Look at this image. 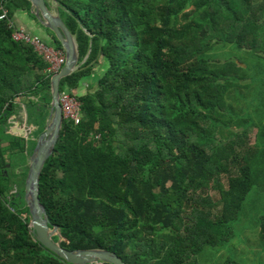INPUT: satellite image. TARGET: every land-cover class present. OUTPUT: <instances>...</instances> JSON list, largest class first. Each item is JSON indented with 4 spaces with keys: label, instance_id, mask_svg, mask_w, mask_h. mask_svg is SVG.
<instances>
[{
    "label": "trees",
    "instance_id": "1",
    "mask_svg": "<svg viewBox=\"0 0 264 264\" xmlns=\"http://www.w3.org/2000/svg\"><path fill=\"white\" fill-rule=\"evenodd\" d=\"M51 1L83 62L60 82L83 118L64 121L40 177L49 230L60 234L52 239L69 250L107 249L127 264H199L231 235L254 186L258 137L248 141L249 115L234 106L253 93L264 108V0ZM30 7L0 0V16L6 10L13 22L24 10L33 18ZM9 21L0 19V122L25 100L43 125L34 123L37 138L52 74L31 45L13 40ZM228 45L244 50L243 59L211 56ZM8 164L0 143V264H70L36 240L27 175L14 183ZM258 236L264 245V216Z\"/></svg>",
    "mask_w": 264,
    "mask_h": 264
},
{
    "label": "water",
    "instance_id": "2",
    "mask_svg": "<svg viewBox=\"0 0 264 264\" xmlns=\"http://www.w3.org/2000/svg\"><path fill=\"white\" fill-rule=\"evenodd\" d=\"M29 2L31 4L30 13L35 17L41 27L53 33L66 55L64 66L58 73L53 74L51 77V104L46 127L36 138L35 147L28 160V172L24 184V201L31 217V231L35 235L36 240L46 249L70 264H127L117 254L107 249L69 250L62 247L60 240L55 242L52 239L53 234L57 233L58 228L55 227L53 232L49 230V217L39 197L40 177L46 162L55 152L64 123L60 104V82L63 78L77 71L83 62L79 58L76 39L59 14H54L51 11L46 0H29ZM11 111L12 108L10 106L9 112ZM11 117L14 118L13 120L19 121L21 119L25 122L24 129L17 124V126L13 127L12 133L18 137H28L31 131L27 133L30 124L26 104H22L21 110ZM9 167L10 165H7V168ZM57 235H60L59 232Z\"/></svg>",
    "mask_w": 264,
    "mask_h": 264
},
{
    "label": "rangeland",
    "instance_id": "3",
    "mask_svg": "<svg viewBox=\"0 0 264 264\" xmlns=\"http://www.w3.org/2000/svg\"><path fill=\"white\" fill-rule=\"evenodd\" d=\"M52 2L51 0L49 1V3ZM53 3L56 4L55 2ZM14 15H17L21 23L28 22L22 11H15ZM33 33L45 39L42 32ZM45 41L48 45H53L49 40L45 39ZM244 54V50H239L234 45H228L225 48L217 46L215 51L211 52V56L216 57L215 59L218 61H224L230 57L243 59ZM101 71L102 69H98L99 74ZM63 91H67V88H64ZM252 95H247L246 102L237 101L234 107L238 112L241 111L242 114L249 115L247 117V125L251 128L248 131V141L254 143L258 137L256 146L257 157L251 163L250 168L254 186L248 194L242 209L238 212L236 219L229 224L231 235L221 245L206 248L198 257L199 264H224L225 261L229 260L238 264H264V245L258 236L261 217L264 216V108L262 110L258 109L257 105H259V102L256 98L253 100ZM24 101L23 103H25ZM29 121L30 123H41L31 112ZM41 124H37L40 129L43 128ZM34 129L38 130L36 127ZM34 135L36 137L37 133L35 132ZM1 137L6 138L0 124ZM235 173L237 172L233 169L231 174ZM208 192L213 198L218 196L214 190H209Z\"/></svg>",
    "mask_w": 264,
    "mask_h": 264
},
{
    "label": "crops",
    "instance_id": "4",
    "mask_svg": "<svg viewBox=\"0 0 264 264\" xmlns=\"http://www.w3.org/2000/svg\"><path fill=\"white\" fill-rule=\"evenodd\" d=\"M49 6L51 8V11L54 14H59V16L61 17L60 12H59V6L57 3L56 4H54L53 2L49 3ZM19 11H22V13L26 16L28 22L21 23L20 19L17 17V15H14V17H13L14 21L13 22H14L15 27L24 29L28 33H30L34 36H38V35L34 34L33 32H42L45 39L49 40L53 44V45H49V46L56 48L55 47L56 46L55 45L56 44V42H55L56 38L54 37L53 33L50 32L49 30L41 27L40 24L38 23V21L34 17L32 18L29 15V12L24 11V10H19ZM61 19H62V17H61ZM63 22H64V20H63ZM41 39L47 44V42L45 41V39L43 37ZM87 89H88L87 83H83L77 90H75V92L77 95H82L86 92ZM16 101L20 105L18 104L17 105L18 107H16L15 110L9 114L10 118H8V120H7L8 124L0 122L1 128L3 129L4 135L6 137V138L1 137L0 143H1V146L5 147L7 150V158L9 161L8 165H10V167L8 169L10 170V172H12V181L14 183L15 182L21 183L24 176L27 175V172H28V164H29L28 160H29V156H30V153H29L30 147L32 145V142L36 141V137H35L34 133L37 130H35L34 127H36V129H38V127L34 123H30V121H29L30 127L28 128V130L27 129L26 130H27V133L29 131H31V133L28 135V137H18L12 133L13 127L17 126V124H19L20 127H22V129H24V127H25V122L23 120H21V119L19 121L13 120L14 118L11 117V116L15 115L16 112L21 110L22 104H25V103L21 102L20 99H17ZM14 124H16V125H14ZM11 138H13V139H11ZM17 139L22 140V144H24L23 149H20V148L14 149L13 147H11L12 142H14ZM12 185L14 187H16V184H12ZM14 190H16V188Z\"/></svg>",
    "mask_w": 264,
    "mask_h": 264
},
{
    "label": "built area",
    "instance_id": "5",
    "mask_svg": "<svg viewBox=\"0 0 264 264\" xmlns=\"http://www.w3.org/2000/svg\"><path fill=\"white\" fill-rule=\"evenodd\" d=\"M0 19L9 21L6 10H3ZM8 25L13 30V40L31 45L37 54L49 64L48 72L50 74L53 75L61 70L66 61V55L62 49L53 48L46 44L40 37L30 34L24 29L15 27L12 21H9ZM60 104L64 121L73 122L75 125L80 124L83 118L80 100L69 91H63L60 93Z\"/></svg>",
    "mask_w": 264,
    "mask_h": 264
}]
</instances>
